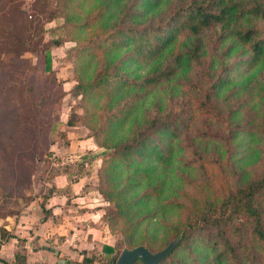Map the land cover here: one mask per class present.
Returning <instances> with one entry per match:
<instances>
[{
  "label": "trees",
  "instance_id": "trees-1",
  "mask_svg": "<svg viewBox=\"0 0 264 264\" xmlns=\"http://www.w3.org/2000/svg\"><path fill=\"white\" fill-rule=\"evenodd\" d=\"M55 1L48 20L62 19L65 39L51 41V47L72 43L65 54L72 65L68 94L78 99L90 138L106 150L98 172L105 186L100 193L112 204L110 222L120 220L127 244L156 254L178 240L158 264H264V171L252 178L242 169L258 159V150L249 146L244 151L242 145L244 139L255 143V135L235 125L220 134L210 127L205 134L199 130L194 139L195 150L203 153L197 150L199 156L233 161L241 172L223 191L186 204L179 200L176 183L191 169L180 154L191 116L183 106L167 108V101L153 96L171 82L181 87L179 82L214 54L223 63L232 59L235 68L243 66L250 78L264 70V0ZM51 47L45 44L42 49L45 72L51 68ZM208 80L195 90L209 105L233 84L228 73ZM17 88V82L9 90L0 88L1 157L15 158L6 144L22 130V113L13 103ZM168 90L171 99L177 96ZM236 117L230 114V120ZM1 129L11 135L5 138ZM47 148L44 155L51 156ZM15 155L19 167L24 155ZM30 184L28 178L24 187ZM172 217L178 218L171 221ZM5 236L0 228V240ZM159 236L166 240L155 252L152 246ZM119 252L103 245L99 256L85 254L63 264H116ZM25 260L19 251L14 264H26Z\"/></svg>",
  "mask_w": 264,
  "mask_h": 264
},
{
  "label": "rangeland",
  "instance_id": "rangeland-1",
  "mask_svg": "<svg viewBox=\"0 0 264 264\" xmlns=\"http://www.w3.org/2000/svg\"><path fill=\"white\" fill-rule=\"evenodd\" d=\"M55 2L0 0V88L9 90L13 82L20 85V88L13 92V98L16 99L13 103L18 106V111L20 109L23 117L20 134L18 133L10 143L7 142L6 146L9 144L7 149L10 151L8 153H11L10 156L16 158L15 154L18 152L24 155L17 167L15 158L1 157L0 149V217H14L24 210L28 200L25 194L30 188L24 187L28 178L31 181L35 177L34 185L41 191L45 175L55 173H48L47 163L51 156L44 155L47 146L49 154H54L51 160L58 159L57 163L60 165L69 164V170L75 175L74 181L78 182L79 177H85L84 182L80 183L86 194L85 200L101 210V226L108 227V241L120 254L123 249H131V246L126 242L127 235L120 231V220L110 222V216H114L113 206L100 193L105 186L101 184L98 172L102 169L106 150L98 148L93 153L91 139H88L91 131L85 124L87 117L83 119L82 110L76 105L78 99L68 94L72 84V65L66 60L65 54L72 47V43L65 42L61 46L51 47V41L65 39L64 30L60 28L62 19L48 20V14L55 12ZM19 9H22V14ZM28 27L30 31H27ZM45 44L51 47L49 72L44 71L42 49ZM214 56V59L206 58L195 66L188 78L179 82L181 87L177 88L178 83L171 82L153 94L156 98L161 97L167 101V108L169 105L175 109L183 106L191 116V121L181 137L184 150L180 153L183 162L191 169L186 170L183 181L176 183L178 193L181 194L179 200L186 204H192L208 193L223 191L241 172L233 161L215 162L208 157L203 160L199 156L200 150L197 148L198 153L194 148V139L199 130L200 134H205L210 127L220 134L221 130L228 131V128L234 125L250 129L256 142L251 143L244 139V151L253 146L259 154L252 166L242 169L249 172L252 178L259 177L264 171V70L250 78L243 66H231L232 59L223 63L220 57L217 58L215 54ZM227 73L233 84L224 95L214 97L209 105L195 88H204L208 78L212 82L219 74L224 77ZM169 87L173 95H177L173 99L170 98ZM206 112L212 113L213 116ZM232 112L237 116L234 121L230 120ZM1 130L5 138L11 135L7 129ZM70 140L79 141L78 148L72 155H62L65 152L70 153ZM198 146L202 147L203 143L198 142ZM207 152H211L210 145H207ZM80 157H84L83 162L77 163L81 160ZM38 178H41V183H38ZM177 218L172 217L171 221ZM161 239V236L157 237L155 245L152 246L153 251L160 250L165 244L166 238Z\"/></svg>",
  "mask_w": 264,
  "mask_h": 264
},
{
  "label": "crops",
  "instance_id": "crops-1",
  "mask_svg": "<svg viewBox=\"0 0 264 264\" xmlns=\"http://www.w3.org/2000/svg\"><path fill=\"white\" fill-rule=\"evenodd\" d=\"M88 139L94 153L98 148L92 138ZM78 142L70 140V153L62 155H72ZM52 155L47 163L48 173H55L45 175L43 189H36L34 177L25 194L28 200L24 210L14 217H0V228L6 232L0 240V264H14L19 251L25 253L26 264H59L79 261L85 254L99 256L103 245L113 246L108 241L107 228L101 226V210L85 200L80 184L85 177L74 181L69 164H58V159L51 160ZM79 159L77 163L83 162L84 157Z\"/></svg>",
  "mask_w": 264,
  "mask_h": 264
},
{
  "label": "water",
  "instance_id": "water-1",
  "mask_svg": "<svg viewBox=\"0 0 264 264\" xmlns=\"http://www.w3.org/2000/svg\"><path fill=\"white\" fill-rule=\"evenodd\" d=\"M178 243V240L170 242L162 251L152 254L146 248L139 246L131 250H123L116 260V264H133L140 260L142 264H158ZM63 261H59V264Z\"/></svg>",
  "mask_w": 264,
  "mask_h": 264
},
{
  "label": "built area",
  "instance_id": "built-area-1",
  "mask_svg": "<svg viewBox=\"0 0 264 264\" xmlns=\"http://www.w3.org/2000/svg\"><path fill=\"white\" fill-rule=\"evenodd\" d=\"M67 160V159H66Z\"/></svg>",
  "mask_w": 264,
  "mask_h": 264
}]
</instances>
